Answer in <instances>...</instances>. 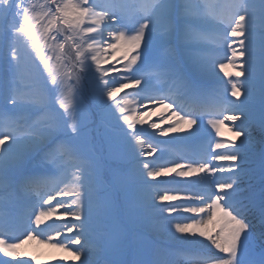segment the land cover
I'll return each mask as SVG.
<instances>
[{
    "label": "rangeland",
    "instance_id": "obj_1",
    "mask_svg": "<svg viewBox=\"0 0 264 264\" xmlns=\"http://www.w3.org/2000/svg\"><path fill=\"white\" fill-rule=\"evenodd\" d=\"M104 1L0 0V177L39 169L49 179L40 182L41 190L30 189L26 175L17 181L11 176L3 185L21 193L14 208L25 206L34 215L26 221L30 229L14 241L1 233L5 237H0L1 264H88L91 260L94 264H176L181 252L191 253L175 246L176 240L186 242L187 238L181 227L185 221L177 216L178 205H168L176 197L164 191L170 180L157 184L164 171L172 170V157L181 149L161 147L139 158L146 142L118 126L131 113L127 105L135 100L134 94H163L164 84L180 81L179 74L186 69L192 78L186 77L188 85L203 89L216 85L224 103L240 107L243 115L264 119V61L263 68L255 69L256 79H247L246 71L209 77L205 66L197 64L208 58L184 56L177 50L181 46L163 33L148 31L135 0H117L121 9L111 19L123 37L115 49L117 57L104 61L113 62L114 68L98 66L85 33ZM247 2L254 6L252 30L261 31L260 39H264V0H243V5ZM165 3L176 12L185 8L190 17L194 12L197 22L207 5L202 0L159 2ZM156 9L149 15L158 14L160 7ZM174 15H163V23L173 22ZM167 27L169 31L173 25ZM180 30L189 31L186 26ZM171 59L178 61L177 68L166 66L173 63ZM186 125L203 140V147L208 139L216 140L204 121ZM5 129L14 137L4 135ZM11 141L20 147L13 149ZM241 155V171L249 182L246 188L258 195L264 207V137ZM217 170L224 173L226 168ZM179 174L178 170L175 176ZM214 184L225 186L221 180ZM51 186L57 203H50L51 193L45 191ZM152 190L157 200L151 194L145 196ZM158 203L166 205L159 212ZM206 204L213 215L211 234L195 244L212 253L208 259H191L187 264H241L234 258L241 246L250 245L251 238L250 251H256L252 263L264 264V236L256 235L257 223L247 221L239 206L219 202L217 195ZM42 212L49 215L52 229L36 220ZM157 215L164 218L156 220ZM63 216L68 221L61 222ZM239 221L242 229L235 226ZM10 222L12 226L17 221L11 218ZM24 243L31 252H21L19 245ZM248 250L245 247L242 256Z\"/></svg>",
    "mask_w": 264,
    "mask_h": 264
},
{
    "label": "bare ground",
    "instance_id": "obj_2",
    "mask_svg": "<svg viewBox=\"0 0 264 264\" xmlns=\"http://www.w3.org/2000/svg\"><path fill=\"white\" fill-rule=\"evenodd\" d=\"M202 1L207 5L200 14L198 22L195 19L196 14L194 12L190 14V17L188 12L182 10L185 8L176 12L170 8L169 3L159 4L160 0H149L147 2L142 0L141 6L138 7L141 9L140 15L148 31L163 33L165 38L170 39L175 45L181 46L178 49L175 47L179 52L205 55L208 58L197 62V64L201 63L203 67L205 66V75L213 76L216 79L221 75H233L237 72L246 71V74L250 75L247 79H256L255 69L263 68L264 39H260V37H263L261 31L252 30V26L256 25L255 22L250 21L252 17L250 12L254 9V6L250 5L249 2L243 5L242 0L240 1L241 6L238 5L239 0H225L223 3H221L222 0ZM100 5V13L96 15L93 21L94 24L89 26L88 30L85 29L87 30L85 36H87L91 57L99 60L98 66L114 68L113 62L110 61L117 57L115 49L118 48L123 36L116 33L117 23L111 18L119 12V2L117 0H106ZM157 5L160 7L159 13L150 16V10L155 8L158 11L156 9ZM95 6L98 7L99 5L96 4ZM210 6L214 7L215 12L208 8ZM171 13L175 14L173 22H169L168 19V23H163L162 16H168ZM191 18L193 19L191 20ZM170 25H173L172 29L166 31V29H169L167 26ZM180 26H186L189 31H181ZM17 52L21 53V51ZM108 58L110 61L104 62ZM243 78H246V76H243ZM193 89L199 92L200 97L208 102L203 106L204 110L191 108L194 106L191 98L197 95ZM191 90H193L191 98L188 95L184 96L182 90L178 87L171 88L169 93L164 92L160 95L150 93L140 95L136 93L134 94L135 100L127 105V110L131 113L120 119L118 126H125L129 133L142 139L139 142H146L145 148L139 151V158H144L146 154L154 153L157 149L168 145H174L181 149L172 157L174 163L172 170L164 171L157 184H164V181L170 180L164 191L169 195L174 194L176 197L168 205H178L177 216L182 217L185 221L181 227L187 240L186 242L176 240L175 246H180L187 251L194 249L195 256L207 257L212 252L195 243L198 240L210 237L211 217L213 215L210 214L211 210L206 203L213 195H217V199L221 203L226 202L239 206L241 212L246 214L247 221L257 223L258 231H255L256 235L260 238L264 236L263 204L260 203L258 195L253 196L247 190L246 187L249 182L241 171L244 169L243 166L241 167V163L244 161V156L241 155L242 151L257 145L264 137V119L254 121L240 113V107L229 103L215 104L211 98L202 95L200 86H193ZM174 94H177V100L172 98ZM184 98L187 99L186 107L182 109L179 103L180 101L185 103ZM199 119L200 121L208 119L207 124L213 129L216 140L209 142V146L200 150L198 155L196 153L198 151L190 149L189 146L194 143H202L203 140L192 135L186 123H192V121ZM3 134L10 138L14 137L8 129L3 130ZM139 142L136 141V143ZM10 146L13 149L20 147L19 142L13 141L10 142ZM231 153H233V156L230 155ZM201 162H205L207 165L200 164ZM217 168L221 170L226 168V171L223 173ZM178 170L180 174L176 177V171ZM23 172L3 173L0 177L2 210L11 215L13 211L7 207L12 206V204L6 205L7 200L11 201L14 198L16 200L17 196H21V193L17 194L14 188L6 190L3 185L11 179V176L17 180ZM216 180L223 181L225 186H216L214 184ZM33 186L40 187L36 184H33ZM52 187L45 188V191L51 193L50 203H57L58 197L51 192ZM12 191H14V195L11 197L9 195H12ZM23 193L27 192L23 191ZM147 194L154 196L155 191H147L145 196ZM152 198L157 200L155 196ZM165 207V204H156L158 212ZM1 212L0 217L5 216ZM27 214L28 218L33 217L31 213ZM12 216H17L19 220L22 218L28 219L24 217L21 211H17V215L13 214ZM48 216V214L42 212L36 217V220L45 223L49 229H52V221ZM162 218H164L163 215H157L155 219ZM6 219L1 218L0 232H6L11 228L10 222ZM60 221L66 222L68 217L63 216ZM24 225L25 220L22 226L16 227L15 225L11 229L15 231L14 233L27 231ZM243 225L241 221L235 223L237 229H242ZM156 227L160 228L159 226ZM249 241L253 244L254 238ZM251 243L250 245L241 246V249H239L240 254L236 255L234 260L242 261L241 264H251L255 255V251H250ZM19 247L21 252L22 250H27L28 253L31 252L29 245H25V243L20 244ZM245 247L249 250L247 254L242 256ZM58 250L61 254L65 253L64 248H58ZM93 255L90 257H93ZM190 258H194V255L188 256V254L181 252V259L176 264H187ZM60 264L70 263L64 261ZM88 264H94V260L89 261Z\"/></svg>",
    "mask_w": 264,
    "mask_h": 264
}]
</instances>
